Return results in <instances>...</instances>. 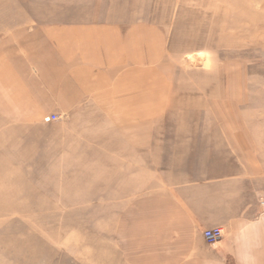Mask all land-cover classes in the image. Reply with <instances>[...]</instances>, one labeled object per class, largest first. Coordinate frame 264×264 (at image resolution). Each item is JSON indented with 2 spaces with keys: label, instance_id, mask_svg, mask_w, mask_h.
Segmentation results:
<instances>
[{
  "label": "crops",
  "instance_id": "1",
  "mask_svg": "<svg viewBox=\"0 0 264 264\" xmlns=\"http://www.w3.org/2000/svg\"><path fill=\"white\" fill-rule=\"evenodd\" d=\"M116 1L0 35V170L37 156V201L99 221L66 262L264 264V171L246 164L245 132L153 131L177 90L165 31Z\"/></svg>",
  "mask_w": 264,
  "mask_h": 264
},
{
  "label": "rangeland",
  "instance_id": "2",
  "mask_svg": "<svg viewBox=\"0 0 264 264\" xmlns=\"http://www.w3.org/2000/svg\"><path fill=\"white\" fill-rule=\"evenodd\" d=\"M108 0H0V35L23 25L61 23L104 10ZM115 10L162 23L176 95L153 131L245 132L246 164L264 171V0H117ZM117 8V9H116ZM241 141L240 138L236 139ZM245 141V142H246ZM246 142V143H247ZM29 156L0 170V264H92L76 258L77 231L98 220L76 204L39 202L45 171ZM35 157V158H34ZM156 154H150L153 162ZM12 166V165H10ZM55 175L56 173L53 172ZM36 191V192H35ZM75 210L73 216L71 211ZM65 214V215H64ZM69 237L62 251L61 238ZM65 259V262H61Z\"/></svg>",
  "mask_w": 264,
  "mask_h": 264
},
{
  "label": "built area",
  "instance_id": "3",
  "mask_svg": "<svg viewBox=\"0 0 264 264\" xmlns=\"http://www.w3.org/2000/svg\"><path fill=\"white\" fill-rule=\"evenodd\" d=\"M52 120H55L54 116L45 118L46 122H50ZM262 206H264V202H262ZM203 237L205 242L213 248H219L226 241V235L220 227L205 230L203 232Z\"/></svg>",
  "mask_w": 264,
  "mask_h": 264
}]
</instances>
